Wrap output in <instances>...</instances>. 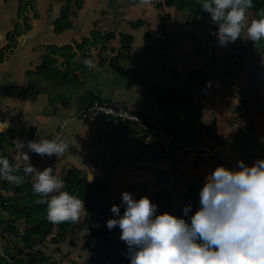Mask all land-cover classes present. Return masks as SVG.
<instances>
[{
	"label": "crops",
	"instance_id": "0c3cea01",
	"mask_svg": "<svg viewBox=\"0 0 264 264\" xmlns=\"http://www.w3.org/2000/svg\"><path fill=\"white\" fill-rule=\"evenodd\" d=\"M141 3L82 0L66 7L60 0H0V120L8 121V127L0 131V153L24 177L20 184L0 179V195L5 201L0 209L4 220L0 224V264H27L28 255L41 251L47 260L38 264H82L83 260L94 264L96 255L100 258L110 254L108 248L98 246V241L111 235L97 236L90 246L82 247L89 236L78 225L85 217V209L63 241L52 243L55 227L44 234L47 208L33 191L34 177L23 172L25 153L37 168L52 167L65 182L67 177L82 178L87 194L82 198L84 204L92 202L91 216L102 220L114 215L110 210L112 204L124 208L121 192L125 190L136 198L149 197L160 212L164 203V211L178 216L191 199L196 204L199 188L195 197L184 198L189 194L190 181H199L216 167L209 156L221 158L220 150L207 145L206 136L213 123L217 134V116L223 113L219 105L225 104L227 96L233 93L227 77L215 82L218 69L223 68L219 59L225 53L234 58L233 51L236 54L242 50L248 40L236 39L222 46L211 37L213 44L207 63L200 52H194V47L200 46L191 35L192 23L181 11ZM64 12L67 16L63 20L69 25L57 31ZM135 21L142 24L135 28L128 25ZM107 34L115 36L106 40ZM122 35L132 37L130 52L123 53L126 56H120ZM258 44L261 51L252 57V69L256 60L264 62V45ZM253 48L245 53L253 52ZM108 54L114 57L106 59ZM118 54L120 57L116 58ZM86 57L96 61L94 67L83 63ZM192 68L207 70L210 78L192 88V82L187 84L184 78V72ZM231 72L233 80L238 73ZM210 83L211 103L202 100ZM252 83L263 90L261 101H252V109H261L264 124V76L253 78ZM93 100L119 102L147 126L153 118L157 127L190 149L162 152L159 139L154 136L147 141L137 124L89 112L87 107ZM212 112L214 116H210ZM227 114L230 111L223 115ZM227 120L231 122L228 117ZM55 137L69 143L63 154L42 156L28 149L30 140ZM263 138L258 139V149L249 148L252 157L241 150L245 162L259 158L255 153L264 152ZM201 149L205 151L203 157L199 156ZM88 173L93 176L91 181L87 180ZM99 201L105 207L103 213ZM82 235L85 242L79 246ZM91 252L94 257H90Z\"/></svg>",
	"mask_w": 264,
	"mask_h": 264
},
{
	"label": "clouds",
	"instance_id": "9594fccd",
	"mask_svg": "<svg viewBox=\"0 0 264 264\" xmlns=\"http://www.w3.org/2000/svg\"><path fill=\"white\" fill-rule=\"evenodd\" d=\"M252 4L253 0H201L200 7L217 25L214 35L223 46L238 37L253 42L264 40V12L251 16ZM83 63L94 67L96 61L86 57ZM7 127L8 121L0 120V131ZM27 144L30 151L42 156H58L69 148L60 137L30 140ZM262 154L251 164L238 160L237 167L220 164L209 171L199 188V206L192 211V205L186 204L182 216L157 212V204L149 197L136 198L122 191L123 214L121 205L112 204L114 215L106 223L109 229H121L129 264H264ZM23 164V172L34 177L32 188L40 196L39 203L46 204L48 220L78 221L85 209L84 200L60 190L63 178L52 167L37 168L27 153ZM17 172V167L0 153V179L20 184L24 177ZM92 179L88 173L87 180Z\"/></svg>",
	"mask_w": 264,
	"mask_h": 264
},
{
	"label": "trees",
	"instance_id": "16d2710c",
	"mask_svg": "<svg viewBox=\"0 0 264 264\" xmlns=\"http://www.w3.org/2000/svg\"><path fill=\"white\" fill-rule=\"evenodd\" d=\"M65 2L66 7L68 5H70L71 2L74 1V3L77 5V3H80L82 0H60ZM160 7L163 8H173L174 10L177 11H183L186 10L188 12L189 18H186V20L189 19V22L192 23V33H198L199 36V32L203 30V33L205 32V30H209L208 28H211L212 30H216L217 29V25L214 24L211 19L210 16L207 12L203 11L200 7L201 4V0H158L157 3ZM264 12V0H253V4L251 6V8L249 9V13L251 16H258L260 13ZM67 16V13L64 12L62 18H59V22L56 25L57 31L61 29H63L64 27L68 26L69 24L67 22H65L63 19H65V17ZM164 17L169 18V15L165 14ZM142 24L141 21H135V22H128V25H130V27L135 28L138 27ZM61 26V27H60ZM194 27V28H193ZM208 27V28H207ZM195 29V30H193ZM114 34H107L105 35L106 40H110L114 38ZM193 36V35H192ZM202 37V36H201ZM121 41H122V48H123V52L120 54V56H126L125 53L130 52V44L132 43V37L130 35H122L121 37ZM237 39H243L242 37H238ZM211 39L209 38H200L199 42L200 47L202 48L203 51H201L199 53V55H201L202 58L205 59V61L208 63V59L210 58V53H208L209 48L211 47V45L213 43L210 42ZM255 42H259L260 44L264 45V40L262 41H255ZM245 43H247L248 45H251L253 43V41L248 40L245 41ZM223 50V48H222ZM214 51V49L212 50V52ZM213 56V54H211ZM119 54L116 55V58L120 57ZM215 57V55H214ZM214 57H212V59H214ZM221 57V55H220ZM229 56L225 57V60L223 63H221L220 65L223 67L221 69H218V73H217V78H215V82L218 83V80L220 79V81L224 78L227 77V79L229 80L228 84H231L232 89L237 92V88H235V81L233 78L234 73L230 72L226 66L230 67L229 63ZM231 57V56H230ZM227 64V65H226ZM222 70V71H221ZM53 71V70H52ZM57 72V71H56ZM255 74L257 72H254ZM230 74V75H229ZM255 74H252L250 76L251 80L255 77ZM184 78L186 83H190L192 82V88H194L195 86H200L201 84H203L204 79L208 80L210 77L208 76V72L207 70H202V69H189L188 71L184 72ZM232 75V77H231ZM48 77V75H47ZM64 83L67 82L66 78L63 79ZM231 89V90H232ZM238 105L236 107V110H242L240 112L237 113L236 116H230L228 117V119H231L235 122V119H237V123L239 125H236V128L238 126V134H239V138L235 137L233 139V144H231V142H225L223 141L220 137L214 135V133L216 132V125L215 123L212 124L211 129V133H207V138H208V143L207 145L210 146L213 150H215V148L217 149L216 151L218 152L220 150L221 152V158H213L212 156H209L210 159H213L214 162H216L217 164H225L228 163V159H229V155H231L232 152H230L227 149V145L228 147H232L234 149V153L235 151L241 153V155H244L243 151H245L246 155L248 158L252 157L253 155H249L248 150L250 147H252V149H258L259 146V142L258 139L255 137L254 132V121L253 117H255V115L260 114L261 109L257 108L256 110L252 109V105H254L252 101H246V99L244 97L242 98H238ZM230 111V113H232V110H228ZM246 113L243 118V113ZM248 117V121L247 122L245 119ZM112 119V118H111ZM119 122H121L120 120H117ZM243 122H245L244 125ZM210 138V141H209ZM249 138V140L247 139ZM264 140V138H263ZM264 146V145H263ZM243 150V151H241ZM258 152V151H257ZM262 152V151H261ZM232 153V154H234ZM263 153V152H262ZM261 154V153H260ZM255 155L259 156V153H255ZM259 158H261L259 156ZM236 159V158H234ZM233 159V160H234ZM203 175V179H204ZM200 179L199 181L197 180V178H194L192 181H190V185H189V194L188 196L190 198L195 197V193L196 190L198 188L201 187V182L203 181V179ZM66 182L64 183L63 186V190H67L70 193L80 197V198H85L84 196H86V191H85V186H84V181L82 180V178L76 176V177H67ZM83 181V182H82ZM102 197V196H101ZM0 198L4 200V198H2V196L0 195ZM97 199V198H96ZM196 201V205L199 206V195L195 198ZM100 205H99V209L103 210L101 213L104 212L105 207L104 205L101 203V201H99ZM85 217L82 220V222L79 224V228L82 229L83 231H85L89 236L87 239V242L82 246L83 248L86 247L87 245L90 246V244L92 243V240L94 238H96L97 236H100L102 238H106L109 235H112L113 233L120 231L121 229L119 228V226H115L111 229H109L107 227V223L106 221L109 218H112V216H110L108 219L106 220H102L100 219L97 215H92L91 216V211L93 208V203L90 201H85ZM123 210L124 208H121V214H123ZM193 211V210H192ZM157 212H160L157 209ZM74 222L72 221H64V222H60V223H53L51 221L48 220L47 215L44 218L43 224L46 225V227L44 226V234H48V232L51 230L52 227H55L57 229V232L55 234V236H53V238L51 239L53 244L59 243L61 241H63V239L66 237L67 233H68V229L70 228V226L73 224ZM71 231V229L69 230ZM71 245H75L74 242H71ZM46 257L44 252H38L36 255L35 254H30L28 255V259H27V264H38V263H43L44 261H46ZM94 264H129V258L128 256L126 258H123L117 254H115L114 252L110 253V254H105L102 255L98 260H94Z\"/></svg>",
	"mask_w": 264,
	"mask_h": 264
},
{
	"label": "rangeland",
	"instance_id": "374dc122",
	"mask_svg": "<svg viewBox=\"0 0 264 264\" xmlns=\"http://www.w3.org/2000/svg\"><path fill=\"white\" fill-rule=\"evenodd\" d=\"M121 1L124 2L125 0H121ZM140 1H142L143 4L149 6L152 3H156L157 0H140ZM109 3L111 4V2H109ZM134 3H136V1H131V4H134ZM64 7H65V5H64ZM68 7H69V5H68ZM156 9H157V7H156ZM151 10H153V8H151ZM182 14L185 16V18H189V15H187L188 13H186V10H183L182 11ZM150 16L151 15H149L148 18H150ZM208 29L209 30L206 29L204 33H203V30L200 31L199 32V36H198V33H193L192 34L193 35V39L195 41H198L199 46L201 44L199 42L200 38H208V39L210 38L211 39V37H214V39L217 40V37L214 35L215 30H212L211 28H208ZM255 43H256L254 45L255 47L253 45H249V46L246 45L242 50L240 49L239 51H237L236 54L234 53V51H235L234 50L233 51V55L235 57L234 58H231L230 57L228 59V60H230L231 64H230V67H229L230 69H228V67H227V69L230 72H231V70H233L234 72L238 73V76L234 78L235 88H237V92H234V90H233V93L231 95L227 96V99L224 101L225 104H223L221 106L219 105V108H221V110H223V113H221V116H217V123H218L217 124V134L214 133V135L219 136L220 138H222V140H223V138L229 140V138L231 137L230 141H228V142H231V144H233V139L238 134V126L236 128V125H239V124L237 123V119H235V122L233 120H230L232 122L231 123V122H229L227 120V117H230L232 115L233 116H236L238 112L242 111V110H236V107L238 105V101H237L238 98L244 97L246 99V101H255L256 100V101H259L260 102L261 101V94L263 93V90L261 89V86H258L257 87L256 85H253L252 80L250 78V76L254 72H257L255 74V77L257 76L256 78H259V77L261 78V77L264 76V62L259 63V61L257 62V60H256L255 63H254V65H253L254 66V69H252L253 67L250 65V64L253 63L252 62V57H256L257 53L261 51V46L258 44V42H255ZM224 48L225 47H223V50H224ZM249 48L250 49L253 48V52L245 53L247 50H249ZM194 49H195L194 50L195 53L196 52L203 51L201 47H198V45H197V47H194ZM229 49H230V52H231V47H229ZM250 51H252V50H250ZM252 53H254V55ZM262 53H260V55ZM225 54L227 56H230V54H227V53H225ZM237 54H239V55H237ZM248 54H250V55H248ZM263 54H262V57H263ZM224 55H221V57L219 59L220 62H222V63L225 60V56ZM238 56H241V59H237ZM113 57H114L113 54H108V55H106L105 58L106 59H112ZM212 87H213V84H211V83L210 84H207L206 89L209 92H206L204 94V97L202 98V100H204V101H207L208 100V102L211 103V93H210V89ZM230 109L233 111L232 113L227 114L228 116L227 115H223L226 112V110H230ZM216 113H217V111L215 112V114ZM215 114L212 112V113H210V116H214ZM245 114L246 113L244 112L243 113V118H244V116H246ZM95 115H98V114H95ZM251 117L253 118V116H251ZM261 117H262V114H258V115H255V119L253 118V120H255L253 122L254 123V129H255L254 135H255V137L257 139H262L263 138L262 135H264V124H263V121L261 120ZM247 119H248V117L245 120L247 122H249ZM207 121H208V125H210V120H207ZM226 123H228V124H226ZM244 124H245V122H243L242 125H244ZM241 138H239V139H241ZM227 149L230 152L234 153V149L232 147H228V145H227ZM201 151H202V157H203V153L205 151H204V149H201ZM237 151H235L234 154L231 153V155H229V159H228L229 162L228 163H225L224 166L229 167V168H233V167H237L238 166L237 165V161L238 160H243L244 161V159L241 158V154L239 152H237ZM234 158H236V159H234ZM257 158L258 157H256L255 159H257ZM255 159L253 158L248 163L245 162V161L244 162L247 163V164H251V163L254 162ZM215 166H217V164ZM184 198H186L188 200L191 199L189 196H184ZM190 204L192 205V209L195 210L197 208V205L195 204V202H194L193 199L190 200ZM161 208H162L161 212L164 211V208H165L164 203L161 204ZM42 211L44 212L45 210H42ZM171 211H173V210H171ZM167 212H169V213L172 214V212H170L169 210ZM182 215H183V212L181 211L178 214V216H182ZM101 217H102V215H101ZM103 217H104V215H103ZM80 222L78 223V225L80 224ZM0 224L1 225L4 224L3 216L1 214H0ZM120 231H117V232L113 233L111 236H109V238H107L104 241H98L99 242V245L98 246H101L102 249H107L108 248V253L114 252L115 254H117V255H119V256H121L123 258H126L127 257L128 246H127V244H126L125 241H123V240L120 239ZM80 240L82 242H80L79 246L85 242V236L84 235L80 236ZM104 252L107 253V251H104ZM89 255H90V257H94L93 256L94 253H92V252ZM98 258H99V256L96 255V257L94 259L98 260ZM84 261L85 260H83V263L82 264H85L86 263ZM87 262H89V261H87ZM13 263H16V262L14 261ZM88 264H90V262Z\"/></svg>",
	"mask_w": 264,
	"mask_h": 264
},
{
	"label": "built area",
	"instance_id": "2783aa9c",
	"mask_svg": "<svg viewBox=\"0 0 264 264\" xmlns=\"http://www.w3.org/2000/svg\"><path fill=\"white\" fill-rule=\"evenodd\" d=\"M87 110L91 113H96L103 117L112 118L114 120H120L121 122H133L137 124L138 128L142 130L144 138L147 141L153 140L154 136L159 139L160 150L164 153H168L173 148L178 149L180 151H188L190 149L184 146L181 142H178L173 139L168 133V131L157 127L153 118L150 119V122L152 124L150 126H147L142 122V119L140 117L128 111L126 107L119 102H113L109 100H93L87 107ZM200 155L202 156L201 153L199 154V156ZM262 157L264 158V154H262ZM4 206L5 201L0 198V209Z\"/></svg>",
	"mask_w": 264,
	"mask_h": 264
}]
</instances>
